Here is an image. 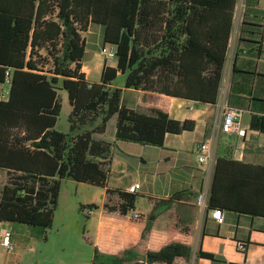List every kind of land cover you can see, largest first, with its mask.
Wrapping results in <instances>:
<instances>
[{
  "label": "trees",
  "instance_id": "16d2710c",
  "mask_svg": "<svg viewBox=\"0 0 264 264\" xmlns=\"http://www.w3.org/2000/svg\"><path fill=\"white\" fill-rule=\"evenodd\" d=\"M236 3L0 0V83L7 77L11 81L7 98L0 93V166L9 175L0 220L29 224L33 236L47 238L65 177L117 192L119 203L105 202L110 210H133L138 193L107 184L104 164L113 143L93 134L105 132L114 115L117 140L163 145L168 132L192 130L193 119L170 115V97L218 102ZM97 23L104 26V44L116 48V64H104L100 81H91L82 69L84 32ZM243 39L255 55L261 53L260 40ZM233 71L250 72L236 65ZM119 73L125 87L141 90L143 108L122 102L123 87L113 85ZM63 89L71 104L68 132L55 127L62 109L58 91ZM251 99L264 101L254 93ZM226 100L245 110L233 93ZM255 105L250 126L264 132V110ZM97 206L89 203L88 213ZM208 206L264 215V165L217 157ZM177 224L175 219L168 226L169 234ZM150 227L148 222L141 240L117 253L95 246L91 264H184L190 244L168 238L159 248H147ZM198 253L214 257L209 251Z\"/></svg>",
  "mask_w": 264,
  "mask_h": 264
},
{
  "label": "crops",
  "instance_id": "0c3cea01",
  "mask_svg": "<svg viewBox=\"0 0 264 264\" xmlns=\"http://www.w3.org/2000/svg\"><path fill=\"white\" fill-rule=\"evenodd\" d=\"M94 26L95 24H91L87 33H90ZM87 38L86 34V41H88ZM243 38L260 40L262 43L261 53L258 56L255 55L251 51V44ZM229 47V58L225 67L219 99L221 96L227 98L233 93L236 101L245 107L241 118V127L245 129V134L237 132L239 138L236 143L229 144L223 153L219 152L218 144L216 158L226 156L252 164L264 165V132L250 126L251 116L255 112L253 105L256 104L255 108L264 110V101L251 99L252 93L264 99V0H237ZM43 51L45 52V50ZM85 55L82 69L86 76L91 81H100L105 64L101 50L90 56L91 61L95 62V67L100 69V78L98 79L91 78L93 67L85 63ZM234 60L236 63L233 65ZM115 64L116 60L111 65ZM235 65L238 69L250 72H234L233 66ZM120 75L122 74L119 73L118 76ZM10 83L8 77L6 81L0 83L1 98H7ZM113 85L123 87L122 102L124 104L131 107L139 105L143 108L140 89L125 87L124 82L116 83V80ZM58 92L62 98L63 90ZM168 110L174 118L193 119L195 127L192 130L178 133L168 132L164 144L157 145V181L155 185H150V188H147L145 183L133 179H125L120 186H115L110 181V166L116 164L115 172L121 176L124 175L125 170H128L129 162L126 156L130 152L124 148L133 147L127 143L130 140L115 138L116 115L110 118L105 132L93 134L95 138L113 143L111 155L106 158V164H104L108 170V186L128 191L131 184L139 182V188L142 190L137 193L148 196L145 208L137 207V197L134 209L124 214L119 210H110L105 206V202L119 203L120 195L117 192L109 194L106 187L99 186L101 188L100 202L88 213L94 235L93 244L104 252L117 253L137 244L150 222L151 227L146 234L144 246L153 249L159 248L168 238L183 240L190 244L192 249L184 264H264V215L222 209L225 215L223 222H219L213 217L212 208L208 206L213 169L206 206H199L195 201L197 193L205 186L208 178L206 165L202 163L199 165L195 156H198L200 143L211 134L222 118L218 102L212 104L171 96ZM245 114L248 115L246 120L244 119ZM110 124L113 125L111 130ZM248 129L251 130L250 134H248ZM116 148H118L117 151ZM140 153L142 160L147 161L146 154L142 151ZM8 176V170L0 166V200L3 187L8 182ZM148 178V175L144 176V180ZM175 219L178 224L175 230L169 234L167 228ZM0 225L11 229L12 239L16 244L14 251H8L0 240V264H34L32 257L38 251L41 253L39 252L40 257L37 264H43L48 260L46 249H36L38 238L32 235L29 224L0 220ZM200 250L212 252L214 257L200 255L198 253ZM89 255L92 260L93 253Z\"/></svg>",
  "mask_w": 264,
  "mask_h": 264
},
{
  "label": "rangeland",
  "instance_id": "374dc122",
  "mask_svg": "<svg viewBox=\"0 0 264 264\" xmlns=\"http://www.w3.org/2000/svg\"><path fill=\"white\" fill-rule=\"evenodd\" d=\"M238 14H240L239 11ZM103 31L104 26L97 23L90 33L84 32L85 35H88L85 63L93 67L91 78H100V69L95 67V62L91 61L90 56L95 55L96 52L102 49L104 43ZM122 82H124V75H120L116 79V83ZM61 96L62 109L57 117L56 127L68 132V116L71 111V106L66 90L63 89ZM247 116V114L244 115L245 120ZM110 125L111 130L113 125ZM114 125H116L115 122ZM250 133L251 130L248 129V134ZM219 136L217 145L219 144V152L221 153L227 150L229 144H235L239 138L236 131L221 132ZM127 143L133 146L129 149L126 147L124 148L130 152V154L126 156L129 162V168L125 170L124 175L121 176V174L115 172V170H117L116 164L110 166V181L113 185L120 186L121 182L125 179H133L145 183L147 188H150V185H155L157 181L156 164L158 159L156 153L158 151V146L134 141ZM117 149L118 148H116V151ZM141 151L148 157L147 161L142 160L140 156ZM195 159L200 165L201 162L198 156H195ZM145 175H148L149 178L144 180ZM100 190L101 188H99V186L77 181L70 177L62 179L53 224L51 227L47 228V238H38L36 240V249H46L48 252V260L43 262V264H91L89 254L94 253L96 245L93 244L94 235L90 226L87 205L89 203L97 204L100 202ZM140 190H142V188L138 189V191ZM137 197V207L139 209L145 208L148 196L138 193ZM82 205H84V207H82ZM39 252L40 251L35 252L36 255L34 253L32 257L34 264H37L36 262L40 257Z\"/></svg>",
  "mask_w": 264,
  "mask_h": 264
},
{
  "label": "built area",
  "instance_id": "2783aa9c",
  "mask_svg": "<svg viewBox=\"0 0 264 264\" xmlns=\"http://www.w3.org/2000/svg\"><path fill=\"white\" fill-rule=\"evenodd\" d=\"M101 52L105 59V64H112L116 60V48L113 44H104L102 46ZM7 75L10 76V72L7 71ZM219 108L222 111V118L211 134H209L198 147V159L199 161L206 165L208 171V178L206 180L205 186L197 193L195 201L199 206H206L209 185L211 179V172L216 161V146L219 138V132H231L236 131L240 134H245V129L241 127V118L244 109L231 105L226 98H221L218 100ZM140 187L139 182L131 184L128 188L130 192H137ZM212 216L215 217L219 222L225 220V215L221 208H212ZM135 215L137 213L135 212ZM0 240L2 241L4 247L8 251H14L16 249V244L12 239V231L9 227L5 225H0ZM243 247L245 245H242Z\"/></svg>",
  "mask_w": 264,
  "mask_h": 264
}]
</instances>
